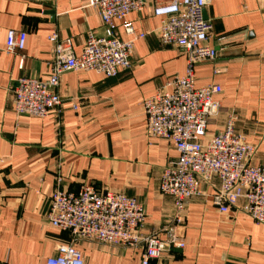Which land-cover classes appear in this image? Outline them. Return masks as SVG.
Here are the masks:
<instances>
[{
	"label": "crops",
	"instance_id": "0c3cea01",
	"mask_svg": "<svg viewBox=\"0 0 264 264\" xmlns=\"http://www.w3.org/2000/svg\"><path fill=\"white\" fill-rule=\"evenodd\" d=\"M154 7L150 0L130 14L134 26L148 33L136 42L130 68L116 77L62 74L56 87L59 111L40 118L15 113L18 78L49 79V35L70 38L79 54L90 32L103 35L101 16L87 0H0V264H46L69 239L48 222L50 197L83 184L137 198L146 211L144 232L166 238L174 201L159 185L163 168L178 153L168 140L147 135L141 103L185 73L186 54L161 42ZM205 15L213 24L209 44L218 56L195 65L197 85L222 87L208 137L235 112L237 132L258 148L251 163H264V0H210ZM10 29L27 33L25 48L15 54L5 49ZM117 35L127 38L120 22ZM218 185V179L202 182L201 194L187 200L177 226L186 246L152 264H264V225L243 212V198L221 213L212 203ZM77 247L85 264H139L144 252L143 246L94 240H80Z\"/></svg>",
	"mask_w": 264,
	"mask_h": 264
},
{
	"label": "built area",
	"instance_id": "2783aa9c",
	"mask_svg": "<svg viewBox=\"0 0 264 264\" xmlns=\"http://www.w3.org/2000/svg\"><path fill=\"white\" fill-rule=\"evenodd\" d=\"M148 1L87 0L101 16L103 35L90 32L81 53L76 54L70 38L51 33V76L47 80L18 78L13 99L15 113L40 118L57 114L62 98L56 87L66 72L116 77L121 70L130 68L136 42L148 35L134 26L130 14L142 10ZM153 1V13L160 18L157 32L161 42L175 45L186 54L185 73L169 79L141 103L147 135L168 140L178 153L163 168L159 185L160 192L174 201L172 224L166 229V238H161L157 233L144 232L145 207L135 197L118 191L101 192L92 184H83L76 192L58 189L50 197L47 218L53 228L67 232L69 239L57 245L46 264H85L77 247L80 240L125 248L143 246L139 264H152L166 252L186 246L177 231L185 218L186 202L201 194L202 182L214 184L216 179L219 185L212 203L221 213L243 198V212L264 225V163H251L258 149L256 144L237 132L235 112L228 115L223 129L210 137L207 134L211 117L220 112L216 96L222 92L217 83L198 86L195 76L197 63L218 56V50L209 44L213 24L205 17L210 0ZM118 22L127 38L117 35ZM26 40L25 31L10 29L5 49L18 53L25 48Z\"/></svg>",
	"mask_w": 264,
	"mask_h": 264
},
{
	"label": "water",
	"instance_id": "95a60500",
	"mask_svg": "<svg viewBox=\"0 0 264 264\" xmlns=\"http://www.w3.org/2000/svg\"><path fill=\"white\" fill-rule=\"evenodd\" d=\"M205 17H206V15H205Z\"/></svg>",
	"mask_w": 264,
	"mask_h": 264
}]
</instances>
